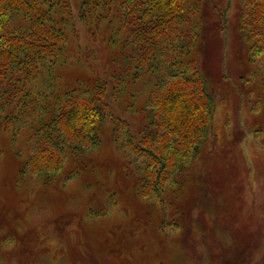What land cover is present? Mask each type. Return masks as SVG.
<instances>
[{
  "label": "rangeland",
  "instance_id": "1",
  "mask_svg": "<svg viewBox=\"0 0 264 264\" xmlns=\"http://www.w3.org/2000/svg\"><path fill=\"white\" fill-rule=\"evenodd\" d=\"M192 3L201 24L192 56L214 110L184 186L167 189L160 215L155 201L137 194L125 153L110 142L108 122L77 174L68 175L76 166L69 161L51 184L27 172L21 182L31 134L16 137L0 125V264H264V73L245 58L241 0H189L187 8ZM74 18L63 82L101 78L112 58L104 28L91 33ZM84 50L94 54L86 65ZM143 82L132 87L139 107L148 91ZM113 112L135 136L141 116Z\"/></svg>",
  "mask_w": 264,
  "mask_h": 264
},
{
  "label": "trees",
  "instance_id": "2",
  "mask_svg": "<svg viewBox=\"0 0 264 264\" xmlns=\"http://www.w3.org/2000/svg\"><path fill=\"white\" fill-rule=\"evenodd\" d=\"M188 1L0 0V125L16 137L31 134L27 144L21 142L29 149L21 182L27 172L51 184L69 161L76 166L68 175L77 174L108 122L110 142L125 153L137 194L164 213V195L170 186H184L210 135L214 110V96L192 56L201 24L198 8H187ZM241 3L245 58L264 73V0ZM73 15L91 33L104 28L112 58L101 78L63 82L66 48L76 38ZM140 82L148 91L139 107L132 87ZM114 109L141 116L135 136Z\"/></svg>",
  "mask_w": 264,
  "mask_h": 264
}]
</instances>
